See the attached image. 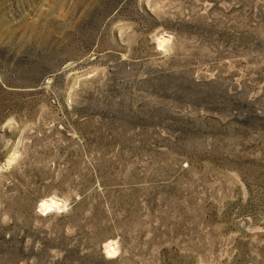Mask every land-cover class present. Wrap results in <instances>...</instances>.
Listing matches in <instances>:
<instances>
[{
	"label": "rangeland",
	"instance_id": "374dc122",
	"mask_svg": "<svg viewBox=\"0 0 264 264\" xmlns=\"http://www.w3.org/2000/svg\"><path fill=\"white\" fill-rule=\"evenodd\" d=\"M0 264H264V0H0Z\"/></svg>",
	"mask_w": 264,
	"mask_h": 264
},
{
	"label": "bare ground",
	"instance_id": "6f19581e",
	"mask_svg": "<svg viewBox=\"0 0 264 264\" xmlns=\"http://www.w3.org/2000/svg\"><path fill=\"white\" fill-rule=\"evenodd\" d=\"M10 158H11V157H10ZM46 204H47V206L50 208V206H52V205L58 206V205H59V201L50 198V200H49ZM106 246H107V250H108L109 252H111V253L115 250V249H114V246L110 245V242H107ZM116 250H117V249H116Z\"/></svg>",
	"mask_w": 264,
	"mask_h": 264
}]
</instances>
